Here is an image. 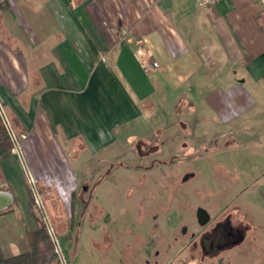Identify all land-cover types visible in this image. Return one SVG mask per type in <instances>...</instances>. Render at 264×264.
Segmentation results:
<instances>
[{
    "label": "crops",
    "instance_id": "obj_1",
    "mask_svg": "<svg viewBox=\"0 0 264 264\" xmlns=\"http://www.w3.org/2000/svg\"><path fill=\"white\" fill-rule=\"evenodd\" d=\"M133 38L156 72L134 60ZM159 94L171 124L201 111L203 95V113L264 144V14L253 1L0 0V114L26 136L6 155L0 147L2 257L26 252L36 228L31 186L67 183L68 149L105 148Z\"/></svg>",
    "mask_w": 264,
    "mask_h": 264
},
{
    "label": "rangeland",
    "instance_id": "obj_2",
    "mask_svg": "<svg viewBox=\"0 0 264 264\" xmlns=\"http://www.w3.org/2000/svg\"><path fill=\"white\" fill-rule=\"evenodd\" d=\"M161 98L105 148L68 149L74 179L31 186L61 264H260L264 144L231 135L230 123L210 111L171 124L170 100L164 106ZM227 217L241 239L210 249L215 223Z\"/></svg>",
    "mask_w": 264,
    "mask_h": 264
},
{
    "label": "trees",
    "instance_id": "obj_3",
    "mask_svg": "<svg viewBox=\"0 0 264 264\" xmlns=\"http://www.w3.org/2000/svg\"><path fill=\"white\" fill-rule=\"evenodd\" d=\"M11 133H14L12 128L0 114V147L3 155L8 154L14 147ZM35 225V230L26 234L28 251L9 258L2 257L0 253V264H61L60 255L47 233L45 223L35 216Z\"/></svg>",
    "mask_w": 264,
    "mask_h": 264
},
{
    "label": "built area",
    "instance_id": "obj_4",
    "mask_svg": "<svg viewBox=\"0 0 264 264\" xmlns=\"http://www.w3.org/2000/svg\"><path fill=\"white\" fill-rule=\"evenodd\" d=\"M218 1L220 0H199V3L204 7H209L215 5ZM252 1L259 11L264 14V0ZM122 34H126V32L123 31ZM132 56L145 74L149 75L156 72L159 66L158 62L152 58L150 51L141 38L132 39ZM11 137L14 141V148L18 147L19 140H24L26 138L24 134L16 136L14 133H11Z\"/></svg>",
    "mask_w": 264,
    "mask_h": 264
},
{
    "label": "flooded vegetation",
    "instance_id": "obj_5",
    "mask_svg": "<svg viewBox=\"0 0 264 264\" xmlns=\"http://www.w3.org/2000/svg\"><path fill=\"white\" fill-rule=\"evenodd\" d=\"M215 231L220 233L219 238L217 240L215 238L210 240V249H212L214 246H217V249H219L221 246H227L229 244L235 243L242 236V231L239 228L232 227L230 225V218L228 217L224 219L222 223H215L213 232Z\"/></svg>",
    "mask_w": 264,
    "mask_h": 264
},
{
    "label": "water",
    "instance_id": "obj_6",
    "mask_svg": "<svg viewBox=\"0 0 264 264\" xmlns=\"http://www.w3.org/2000/svg\"><path fill=\"white\" fill-rule=\"evenodd\" d=\"M240 239H241V238H240ZM240 239H239V240H240Z\"/></svg>",
    "mask_w": 264,
    "mask_h": 264
}]
</instances>
